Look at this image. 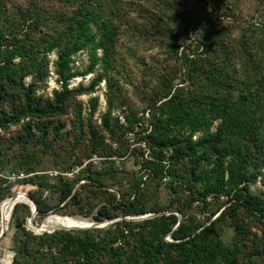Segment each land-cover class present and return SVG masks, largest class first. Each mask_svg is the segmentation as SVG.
Listing matches in <instances>:
<instances>
[{"label": "trees", "instance_id": "obj_1", "mask_svg": "<svg viewBox=\"0 0 264 264\" xmlns=\"http://www.w3.org/2000/svg\"><path fill=\"white\" fill-rule=\"evenodd\" d=\"M62 1L76 11L55 17L53 30L38 37L30 38L27 31L23 38L14 35L8 46L0 50V104L3 101L8 104L0 107V131L21 120L35 118L38 121L35 132L31 131L30 122H26L17 140L28 143L35 137L50 148L64 124L55 122L50 141H45L48 132L45 119L67 113L76 96L93 91L104 80L106 109L100 115L98 126L89 125L84 130L81 104L73 108L71 123L77 132L74 142L79 143L85 137L90 154L122 156L129 152L123 145V137L133 133V140L143 142L148 149L143 165L157 179V184L161 185L167 176L163 184L170 193L186 191L190 202H198L202 212L209 211V216L204 217L206 222L181 220L178 224L175 214L164 212L139 222L122 219L114 223V229H103L101 237L95 236L91 229L32 234L25 227V218L31 215V209L28 204L17 203L11 214L15 220L12 264H40L44 252L53 248L70 264H239L240 256L251 261L253 256L264 254V248L247 250L249 230L237 217L238 210L242 209L264 232V51L258 50L256 40L245 36L238 45L242 50L237 57L231 52L220 22L222 16L232 15L230 9L206 8L199 18H191L187 26L193 48L189 54L184 53L187 72L183 84L174 86L172 79L163 80V92H154L147 99L144 120L134 111L121 109L110 75L115 67L119 26L104 9L116 6L118 0ZM161 1L175 8L179 4L185 6L187 0ZM3 12L0 0V14ZM250 30L253 34L254 29ZM83 51L87 65L79 72L73 65V57ZM52 52L56 54L52 65L60 88L54 89L51 96H44L36 90L48 76ZM89 73L95 74L87 86L69 87L72 78ZM26 77L30 78L27 83ZM96 104L97 98H91L89 117L93 116ZM117 109L122 121L120 114H112ZM111 143L118 146L112 148ZM135 151L133 148L132 152ZM27 157L34 159L32 154ZM29 170L33 171V167ZM45 177L29 175L26 182L44 186ZM259 178H263L262 189L255 193L250 186ZM141 183L137 180L130 185L127 197L120 193L118 200L101 205L93 219H111L117 215L115 211L132 216L165 210L166 207L147 208ZM55 187L58 193L55 204L29 194L40 218L56 213L61 203L80 202L73 193L71 180L63 182L58 176ZM220 196L227 199L211 210L207 198L218 200ZM21 207L25 215L18 219ZM220 208V213L208 221ZM90 213L89 209L82 212L83 216ZM225 218L230 219L234 229L230 244L222 241L216 226ZM64 227L73 226L65 224ZM166 235L171 240L165 239ZM105 256H108L106 261ZM56 263L60 264L59 259L52 256L44 264Z\"/></svg>", "mask_w": 264, "mask_h": 264}, {"label": "rangeland", "instance_id": "obj_2", "mask_svg": "<svg viewBox=\"0 0 264 264\" xmlns=\"http://www.w3.org/2000/svg\"><path fill=\"white\" fill-rule=\"evenodd\" d=\"M1 1L4 12L0 14V30L3 34L0 38V50L8 46L14 35L23 38L27 31V36L30 38L31 36L38 37L43 32L53 30L55 17L69 15L76 11L75 7L62 0ZM225 7L231 10L232 15L222 16L220 22L227 34V42L231 52L237 57L241 55L242 49L238 45H241L245 36H251L255 39L258 50L264 51V0H187L185 6L179 4L175 8L163 4L161 0H118L116 6L105 8L104 13L110 15L119 26V35L114 52L115 67L110 75L114 80L115 90L118 91L121 109L134 111L138 113V116H143L145 120L148 110L145 113L143 110L147 99L154 92H163V80L172 79L174 86L183 84L182 79H185L187 72L184 53L189 54V49L193 48L187 24L191 18H199L206 8ZM248 29H254L253 34ZM55 58V52L50 53L48 76L40 88L36 90L37 94L51 96L54 89L60 88L52 65ZM73 58L74 67L81 72L87 65L86 53L84 51L77 52ZM94 74L89 73L85 76L72 78L69 87H76L78 84L87 86ZM29 80V77L24 78L26 83ZM106 90L105 81L101 80L93 91L76 96L75 102L73 101V105L68 108L67 113L45 119L48 126L45 141H50V130L55 122L64 124L59 137L52 141L50 148L36 141L35 137H32L28 143L17 140L26 122H30L31 131L35 132L34 125L38 122L35 118L21 120L18 124L0 131V198L5 197L0 201V228H5L4 234L0 238V264H12L14 257L13 232L15 229L12 212L9 215L3 214L1 202L13 194L20 195L24 192L27 195L34 193L48 203L55 204L58 199V193H55L58 176L62 177L63 182L66 180L73 182V193L80 202L61 203L57 212L49 216V220L62 219L69 215L83 223H97L96 226L85 229L94 230V235L98 237L103 236V229H114V223L117 221L144 215L123 216L119 211H115L117 215L111 219L101 221L93 219V215L96 214L101 205L118 200L120 193H124V196L127 197L128 187L137 180L142 182L140 186L147 208L155 210L159 207H166L163 211L145 214L173 213L180 221L192 220L199 223L207 221L204 219L198 202L191 203L186 191L179 190L177 194L170 193L163 184L166 182L163 179L161 185L157 184V179L143 165L148 155V149L143 142L133 140V133L123 137V145L129 148V152L122 156L107 157L103 154H90L85 137L79 143L74 142L73 138L76 137L77 132L71 123L74 118L73 108L81 104L84 130L89 125L98 126L100 115L106 109ZM91 98H97V107L93 116L89 117ZM7 106V101L0 104V107ZM112 114H120V121H122L119 109L114 110ZM111 146L116 148L118 143H111ZM133 148L137 151L132 152ZM29 154H32L34 159L28 158L27 155ZM80 161L82 163L78 165ZM29 167H33V171H30ZM33 174L47 176L45 177V185L38 186L26 182V178ZM263 178H259L260 180L250 186L253 192H260ZM114 196L115 198H113ZM207 199L211 203V210H215L227 197H219L218 200L213 199V197ZM222 208L208 221L213 220ZM87 209L92 213L83 216L82 212H86ZM204 212L209 211L205 210ZM24 215L25 212L21 207L17 217L21 219ZM57 215L64 217L61 218ZM30 216L25 218L26 229L32 234H41L30 229L26 221L29 218L32 225L37 227L42 225L48 217L40 218L37 212ZM237 217L246 223L249 230L247 250L257 249L261 251L264 248V232L257 222L242 209L238 210ZM146 218L132 221L139 222ZM65 224L58 227H64ZM216 226L222 241L225 244H230L234 234V229L232 225L230 226V219H222L218 221ZM123 228L126 227L123 226ZM96 230H100V232ZM54 231L56 230L46 232ZM165 239L171 240L168 235L165 236ZM33 242L35 244L34 240ZM44 253V258L40 264L47 263L52 256H56L60 264H70L69 261L61 259L56 248ZM259 255L253 256L251 261L240 256L238 263L264 264V254ZM107 259L108 256L103 257L104 261Z\"/></svg>", "mask_w": 264, "mask_h": 264}, {"label": "bare ground", "instance_id": "obj_3", "mask_svg": "<svg viewBox=\"0 0 264 264\" xmlns=\"http://www.w3.org/2000/svg\"><path fill=\"white\" fill-rule=\"evenodd\" d=\"M23 194L17 195V197H16V199L14 201L10 200V197L7 198V199H5V200H3L1 202L2 213L5 214V215H9L11 213V211H12V207H13V205H14L15 202H23V203H27V204L30 203L31 204V202L28 201L27 198H26V196L23 195ZM49 219H50V217H48L42 225L37 226V227H35L34 225H32L31 222H30V224L35 229L42 228V229H46V230H51V229L59 228L58 227L59 225L65 224V223L67 225H70V226H81V225H88L89 224V222L83 223L82 221L77 220V219H74L73 217H71L69 215L66 216V217H64V218H62V219H59L58 218V219H54L52 221H50ZM67 222H73L74 224L67 223ZM6 225H7V223H6Z\"/></svg>", "mask_w": 264, "mask_h": 264}, {"label": "water", "instance_id": "obj_4", "mask_svg": "<svg viewBox=\"0 0 264 264\" xmlns=\"http://www.w3.org/2000/svg\"><path fill=\"white\" fill-rule=\"evenodd\" d=\"M24 193V192H23ZM24 195L26 196V198H27V200L28 201H30L31 202V204L30 203H28V205H29V207H30V209H31V215H34L36 212H37V209H36V205H35V203H34V201L29 197V195H27L26 193H24ZM16 197H17V194H13L12 196H10V200H12V201H14L15 199H16ZM17 203H20V202H15L14 203V205H13V207L15 206V204H17ZM27 204V203H26ZM32 205V206H31ZM13 207H12V210H13ZM12 212V211H11ZM153 215H155V214H144V215H142V216H140V217H129V218H127V219H129V220H134V219H139V218H146V217H150V216H153ZM57 216H59V215H57ZM31 217V216H30ZM59 217H63V216H59ZM179 221L180 220H178V222H177V224L179 223ZM26 224H27V226L30 228V229H32L34 232H36V233H43V232H46V231H50V230H46V229H42V228H38V229H35V228H33L32 226H31V224H30V220H29V218H28V220L26 221ZM176 224V225H177ZM97 225V223H94V222H89V224L88 225H81V226H73V227H59V228H55V229H51V230H57V229H65V230H68V229H85V228H90V227H92V226H96ZM5 231V228H0V238L3 236V232Z\"/></svg>", "mask_w": 264, "mask_h": 264}, {"label": "built area", "instance_id": "obj_5", "mask_svg": "<svg viewBox=\"0 0 264 264\" xmlns=\"http://www.w3.org/2000/svg\"><path fill=\"white\" fill-rule=\"evenodd\" d=\"M196 136H194V138H195ZM163 180H167V177L165 176L164 178H163ZM220 197H223V196H220ZM203 215H204V217H206V216H209V212H203ZM212 217H214V216H212ZM211 217V218H212Z\"/></svg>", "mask_w": 264, "mask_h": 264}]
</instances>
